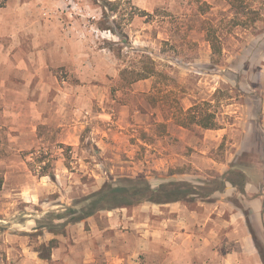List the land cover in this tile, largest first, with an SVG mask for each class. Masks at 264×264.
Segmentation results:
<instances>
[{
    "label": "rangeland",
    "instance_id": "obj_1",
    "mask_svg": "<svg viewBox=\"0 0 264 264\" xmlns=\"http://www.w3.org/2000/svg\"><path fill=\"white\" fill-rule=\"evenodd\" d=\"M145 62L156 74L137 80ZM194 106L217 127L179 126ZM233 166L261 197L264 0H0V264H264L243 214L252 198L228 184L175 203L191 214L171 228L144 203L65 235L36 229L107 180L203 186Z\"/></svg>",
    "mask_w": 264,
    "mask_h": 264
},
{
    "label": "trees",
    "instance_id": "obj_2",
    "mask_svg": "<svg viewBox=\"0 0 264 264\" xmlns=\"http://www.w3.org/2000/svg\"><path fill=\"white\" fill-rule=\"evenodd\" d=\"M112 32L111 30H109ZM208 41L214 56L220 54V45L218 39L210 32ZM150 62L143 63V69L138 74L137 80H146L156 74L150 67ZM199 111L198 113H193ZM188 117V123L178 121V125L185 127L187 124H196L197 126L213 130L217 127L214 113L200 106H194L184 112ZM46 167H41V176H50L53 174L45 171ZM247 173L235 166L222 175L209 182H204L203 186H197L187 180H170L159 184L153 188L149 181L144 177L122 178L117 180H107L101 188L91 194L75 200L71 206L63 207L57 211H50L36 221L39 230H45L54 236L65 235L67 228L85 222L87 219L104 211H113L120 208H132L144 203L154 205H168L180 202L194 203L196 200L209 199L215 192L222 193L226 184L243 194L247 185ZM1 187V182H0ZM264 188V186H262ZM262 197V207L264 209V192ZM249 232L254 241L255 247L264 263V245L258 240V237L249 221V212L243 213ZM58 245L57 240L53 239L48 246L42 247L46 252L40 251L39 258L51 260V251Z\"/></svg>",
    "mask_w": 264,
    "mask_h": 264
},
{
    "label": "crops",
    "instance_id": "obj_3",
    "mask_svg": "<svg viewBox=\"0 0 264 264\" xmlns=\"http://www.w3.org/2000/svg\"><path fill=\"white\" fill-rule=\"evenodd\" d=\"M31 58V57H30ZM30 78H35V75H31ZM33 84V80H29L27 82V86H32ZM38 85H40V82L38 83ZM29 94V93H27ZM34 94V93H33ZM250 188H252L249 184L246 185L245 187V194H247L248 196H250L252 199H248L246 201H244L245 204V208L248 210L249 212V218L251 221V224L253 225L254 229L256 230L257 233L262 234V242L264 245V226L262 225V216H264V209L262 207V199L261 197H254V193H252V190L250 191ZM233 193H226V195L232 196ZM223 195V193H217L215 195H213V197H221ZM217 203H221L220 201H217ZM152 207V205H151ZM154 210H158V213H161V209L165 208L163 210L168 211L171 215H169L168 220L164 221L166 226H170L173 224V222L177 221L178 219H181L182 217H186L187 214H191V212L186 209L185 210V206L181 207V205L179 204H168V205H153ZM177 212H179L177 214ZM176 218H175V217ZM238 214H236L235 218H238ZM173 226V225H172ZM171 232H173V229L170 230ZM243 247H244V253H246L248 256H253V254L255 253V249L252 246L251 240L249 238H244V242H243Z\"/></svg>",
    "mask_w": 264,
    "mask_h": 264
}]
</instances>
